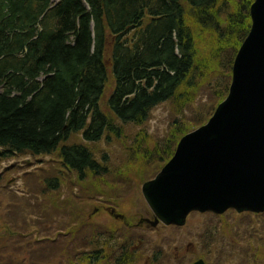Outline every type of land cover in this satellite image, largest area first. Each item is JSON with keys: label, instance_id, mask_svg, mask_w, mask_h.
Segmentation results:
<instances>
[{"label": "trees", "instance_id": "trees-1", "mask_svg": "<svg viewBox=\"0 0 264 264\" xmlns=\"http://www.w3.org/2000/svg\"><path fill=\"white\" fill-rule=\"evenodd\" d=\"M189 1L199 7V25L223 33L225 16L204 14L217 0ZM246 1L241 16L249 23L230 52V72L250 27L253 0ZM182 6L181 0H0V158L58 151L63 165L80 180L103 174L107 167L100 166L89 146L66 143L72 135L82 131L90 142L111 135L122 138L118 120L145 123L156 106L176 102L178 89H196L188 78L195 66L193 29ZM147 11L157 18L142 26ZM111 77L113 92L105 96ZM230 82L228 75L225 96ZM183 127L176 122L180 133ZM177 136L158 161L173 153ZM137 140L143 138L132 137L134 145ZM145 151L157 153L146 146Z\"/></svg>", "mask_w": 264, "mask_h": 264}, {"label": "rangeland", "instance_id": "rangeland-1", "mask_svg": "<svg viewBox=\"0 0 264 264\" xmlns=\"http://www.w3.org/2000/svg\"><path fill=\"white\" fill-rule=\"evenodd\" d=\"M181 1L184 19L193 29L195 66L188 78L194 80L196 89H178L176 102L169 99L156 106L143 124L122 122L125 134L120 139L87 142L82 131L69 138L66 143L89 146L97 161L112 168L109 173L87 174L79 181L75 171L60 163L58 151L0 159V264H116L117 260L123 264H189L199 258L209 264H264V216L225 214L221 219L192 213L181 227L137 229L133 225L148 214L141 188L145 179L155 176L159 163H150L142 151L129 155L130 147H136L131 138L141 132L153 143L163 138L170 142L190 130L180 133L175 129L179 113H184L181 121L189 127L215 111L219 96L225 98L222 89L228 75L231 79L226 67L230 52L249 23L241 16L247 11L246 0H217L207 5L204 14L225 16L221 34L199 25V7ZM156 18L147 11L142 26ZM107 84L105 96L113 92V77ZM106 99L101 102L103 110ZM50 176L59 179L58 190L46 187ZM20 193H28L27 199ZM116 215L131 222L126 225ZM93 249L104 250L91 263L88 255Z\"/></svg>", "mask_w": 264, "mask_h": 264}, {"label": "water", "instance_id": "water-1", "mask_svg": "<svg viewBox=\"0 0 264 264\" xmlns=\"http://www.w3.org/2000/svg\"><path fill=\"white\" fill-rule=\"evenodd\" d=\"M251 17L228 97L144 184L148 202L167 223L183 224L191 211L264 210V0H254Z\"/></svg>", "mask_w": 264, "mask_h": 264}, {"label": "bare ground", "instance_id": "bare-ground-1", "mask_svg": "<svg viewBox=\"0 0 264 264\" xmlns=\"http://www.w3.org/2000/svg\"><path fill=\"white\" fill-rule=\"evenodd\" d=\"M103 100H101V102H102ZM174 152V151H173ZM190 208H193L192 207V203L190 204ZM174 224V223H173ZM185 224V222L183 223V224H177V227H181V226H183Z\"/></svg>", "mask_w": 264, "mask_h": 264}]
</instances>
